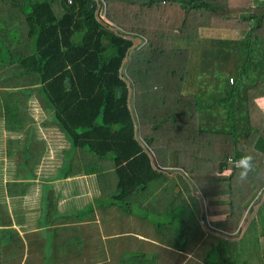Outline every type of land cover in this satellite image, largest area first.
Returning <instances> with one entry per match:
<instances>
[{"label": "trees", "instance_id": "1", "mask_svg": "<svg viewBox=\"0 0 264 264\" xmlns=\"http://www.w3.org/2000/svg\"><path fill=\"white\" fill-rule=\"evenodd\" d=\"M49 1L10 0L27 39L20 41L25 51L11 50L0 28V64L13 65L11 75L36 79L52 121L73 146L84 144L95 155L113 151L120 170L117 197L157 175L156 168L176 166L203 201L189 211L200 234L217 237L202 241L207 264H245L233 259L229 245L233 250L247 232L251 241L237 255L253 253L248 264H264V250H252L264 224L247 223L232 243L215 233H234L253 192L264 185V109L253 99L264 93V82L247 74L250 42L264 38V0H103L111 24L94 15V0L90 6L61 0L57 17ZM225 29L240 34L228 36ZM132 35L140 42L125 60ZM230 55L236 56L232 70L218 68ZM123 59L128 82L118 74ZM246 152L254 157L253 171L241 181L231 162ZM126 167L131 169L124 173ZM262 205L264 198L251 219L264 215ZM172 220L177 233L195 234Z\"/></svg>", "mask_w": 264, "mask_h": 264}, {"label": "crops", "instance_id": "2", "mask_svg": "<svg viewBox=\"0 0 264 264\" xmlns=\"http://www.w3.org/2000/svg\"><path fill=\"white\" fill-rule=\"evenodd\" d=\"M6 1L0 28L9 49L23 52L20 41L27 39L24 25L2 26V19L18 13L11 11L10 0H0ZM94 2V15L111 24L103 14V0ZM49 5L54 17L61 14V0H50ZM224 31L228 36L240 34L236 29ZM5 35L2 38L6 39ZM133 37L137 36L130 37L125 60L138 43V37L137 42ZM262 41L264 38L250 45ZM124 59L118 74L128 82L123 75ZM250 63L247 74L264 82L263 70L256 61ZM12 69L10 63L1 62L0 264H207L209 250L203 251L206 246L202 241L217 239L200 232L189 236L190 249L176 245L168 228L170 219L164 217L169 208H181L180 215L191 217L194 204L202 206L183 170L172 165L156 168L157 175L117 197L120 170L113 163V151L95 155L84 144L73 146L52 121V109L33 83L36 79L20 72L11 75L8 71ZM125 85L127 89L130 84ZM25 88H29L28 94ZM128 94L130 89L127 99ZM253 99L264 109V93ZM17 116L21 118L17 120ZM133 137L137 140L136 129ZM147 157L154 170L153 156L147 152ZM130 169L124 168V173ZM178 224L187 225L181 219ZM257 236L256 243L260 240ZM182 237L185 241L184 234ZM237 237L224 239L232 243ZM253 249L261 255L260 248Z\"/></svg>", "mask_w": 264, "mask_h": 264}, {"label": "rangeland", "instance_id": "3", "mask_svg": "<svg viewBox=\"0 0 264 264\" xmlns=\"http://www.w3.org/2000/svg\"><path fill=\"white\" fill-rule=\"evenodd\" d=\"M5 4H7V1L4 2V3L0 2V6H2V7H0V15L2 14V15L5 16V14H3L5 12V10H3L4 9L3 5L5 6ZM8 9H6V11ZM14 9H11V11L13 10V13L15 14V12H17V11L14 10ZM17 17H20V15L18 13H17ZM17 17H12V15L11 16L10 15L7 16L6 20L2 19V26L4 25L3 27L5 28L6 26L18 25L19 22H20L19 21L20 19L17 18ZM9 35L11 36V35H16V34L9 33ZM133 41L137 42V37H133ZM138 42H140L139 39H138ZM250 46H251L250 48L253 50V53L249 55L248 68H249V65H251L250 62L254 60V62L255 61L257 62L258 67L261 68L263 70V72H264V41H262L260 44L258 42H255L254 44L252 43V45H250ZM252 56H253V58H251ZM220 57L217 58V60L218 59L220 60ZM223 61H225V60H223ZM235 64H236V56L235 55H230V56H228L227 61H225V63H219L217 66H218V68H223L224 70H226V72H230ZM217 66L215 68L213 67V71H211V73H213L215 71V69L218 70ZM248 68H247V72H248ZM205 75L208 76V74H205ZM209 75H211V74L209 73ZM20 118H21L20 116H17V120L20 119ZM27 120H28V117H27ZM263 187H264V185L259 187L258 189H256L255 192H253L254 200H252V198H251L250 209L249 210L245 209L242 212V214L240 216V219H239V225H237V227L235 228V232L234 233H226V232H223V231H221V232L218 231V232H215L216 236L221 237V238H224L223 236L236 237V236H239L242 233V230L246 228V226H247L246 224L247 223H251L252 222V225H254V224L259 225L260 223L264 224V215H262L261 217H254L253 219H251L252 215H253V213L255 211V208L259 204V201L264 198V188ZM262 208H264L263 205H262ZM177 210L178 209H170V208L167 209V212L164 214V217H165V219H170L171 222H172V223H168V228H169V231L171 232V235H173V239L172 240H175L176 245H179L181 247H185L186 249H190V246L193 243H192V241H190L189 235L185 234V232H184L185 241H183L182 233H180V234L177 233L178 229H180V228L178 227V225L176 223H174L175 221L172 220V218L173 219H178V221L180 219L181 220H185V223L187 224V227L185 226V230L187 232L200 233L201 231L197 227L198 226L197 221H195L194 219H192V217H189L188 215L187 216H185L184 214L180 215V213ZM192 212H193V210H192ZM191 216H192V214H191ZM256 225H254V226L256 227ZM174 230H176V233H174ZM214 231L215 230L212 229L211 233L214 232ZM207 232H208V230H207ZM252 235L253 234H249L247 232L245 237H242V239L240 241H235L234 242L235 246H234L233 250H232L231 247H229V249L231 251L230 254L233 256V259L237 258L236 261H238L240 259L243 260V261L247 260V262H245V264H248L249 260H253L254 259L253 255H247V254H240L239 256L237 255L238 249H240L242 253L245 252V248L247 246V239L249 238V241H251L250 237ZM258 236L260 238L259 242H257V243L253 242V245H255V247L259 246V248L261 247L260 249L264 250V241H262V237L264 238V234L258 235ZM213 239H216V237H213ZM212 241H216V240H212ZM207 249H208V247H205L203 251H205ZM210 254H212V251H210ZM261 257L262 256L258 255L259 259ZM262 261L264 262V260H262Z\"/></svg>", "mask_w": 264, "mask_h": 264}, {"label": "clouds", "instance_id": "4", "mask_svg": "<svg viewBox=\"0 0 264 264\" xmlns=\"http://www.w3.org/2000/svg\"><path fill=\"white\" fill-rule=\"evenodd\" d=\"M155 87V86H154ZM253 159L251 153H244L237 160H233L232 167L239 170V179L241 181H246L248 179V175L253 171Z\"/></svg>", "mask_w": 264, "mask_h": 264}, {"label": "water", "instance_id": "5", "mask_svg": "<svg viewBox=\"0 0 264 264\" xmlns=\"http://www.w3.org/2000/svg\"><path fill=\"white\" fill-rule=\"evenodd\" d=\"M86 3L89 5V0H86ZM64 82L66 83V84H68V82L66 81V79H64ZM120 88L118 87V86H116V87H114L113 88V93H114V96H118L119 95V93H120Z\"/></svg>", "mask_w": 264, "mask_h": 264}, {"label": "built area", "instance_id": "6", "mask_svg": "<svg viewBox=\"0 0 264 264\" xmlns=\"http://www.w3.org/2000/svg\"><path fill=\"white\" fill-rule=\"evenodd\" d=\"M70 0H66V2H69Z\"/></svg>", "mask_w": 264, "mask_h": 264}]
</instances>
